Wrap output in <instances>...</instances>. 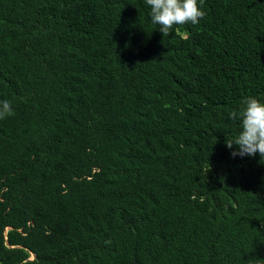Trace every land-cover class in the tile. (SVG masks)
I'll return each instance as SVG.
<instances>
[{"label":"trees","instance_id":"obj_1","mask_svg":"<svg viewBox=\"0 0 264 264\" xmlns=\"http://www.w3.org/2000/svg\"><path fill=\"white\" fill-rule=\"evenodd\" d=\"M0 0V264H264V0Z\"/></svg>","mask_w":264,"mask_h":264},{"label":"clouds","instance_id":"obj_2","mask_svg":"<svg viewBox=\"0 0 264 264\" xmlns=\"http://www.w3.org/2000/svg\"><path fill=\"white\" fill-rule=\"evenodd\" d=\"M150 8V19L153 25H158V30L163 36H169L177 26L196 25L205 15L198 0H144ZM239 111L229 113V119L240 122V131L235 139H226L225 144L229 149L235 144L233 157L255 156L259 153L264 159V102L255 97H248L242 102ZM13 114V109L8 101H0V119Z\"/></svg>","mask_w":264,"mask_h":264}]
</instances>
